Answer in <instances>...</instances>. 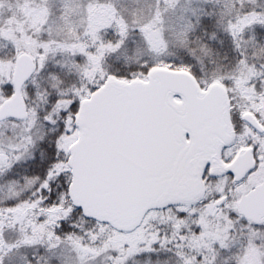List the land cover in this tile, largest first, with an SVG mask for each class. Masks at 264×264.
<instances>
[{
	"label": "snow or ice",
	"instance_id": "snow-or-ice-1",
	"mask_svg": "<svg viewBox=\"0 0 264 264\" xmlns=\"http://www.w3.org/2000/svg\"><path fill=\"white\" fill-rule=\"evenodd\" d=\"M0 264H264V0H0Z\"/></svg>",
	"mask_w": 264,
	"mask_h": 264
}]
</instances>
